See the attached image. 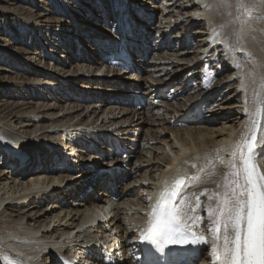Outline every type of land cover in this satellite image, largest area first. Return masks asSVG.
Wrapping results in <instances>:
<instances>
[{
    "label": "bare ground",
    "instance_id": "6f19581e",
    "mask_svg": "<svg viewBox=\"0 0 264 264\" xmlns=\"http://www.w3.org/2000/svg\"><path fill=\"white\" fill-rule=\"evenodd\" d=\"M1 1L13 2V0H0V5H2ZM29 1L20 0L22 3L27 2L32 7L33 2L30 3ZM101 1L103 0H98V3L95 0H46V3L42 4L45 7L44 12L46 15H43L42 18H40L41 16L35 18L33 15L27 13L21 15L23 31L26 33L28 41L31 38L33 40L32 43H35L32 54L34 56L37 55L36 57L39 61L36 60V62H39L38 65L41 66L47 60L52 61L54 63L52 73L40 72L27 66V63L17 61L14 55L17 48L13 42H10L15 40V37H13L15 29L12 30V27H10L8 31L7 29L1 28L3 25H0L1 36L4 37V39L2 38L3 41L0 42V61L3 58L2 62L4 65L6 62L10 65L17 62L20 67V79L34 81V85L31 83V90L35 92H42L41 89L43 91L50 90L52 94L56 95V98L64 99L61 101L64 104H72L74 106V108L68 107L69 109L72 108L75 110L72 113V110L69 111L68 116L64 115L62 119L56 121H50L52 119L49 118L48 121H50V124L48 123L49 125L45 128H40L38 123L44 120L40 118L41 116L38 119L35 117H25L24 119L22 117L23 115L15 111L21 108V106L14 108L11 105L0 107V185H3L0 187V254L8 255L17 261L18 264H53V261H55L53 258H56L58 264H81V261L82 264H136L139 251L138 242L141 238L140 232L147 227L149 219L148 213L151 212L152 205L156 203L159 193L163 190L165 181L170 183L177 176L185 174L190 177L200 176V180H202L200 188H195L196 190L193 191L191 196L192 204L194 203L195 206L192 207L189 216L203 217L202 221H197L194 229L210 238L211 234L208 231L210 221L205 209L210 203L214 204L215 201L209 200L208 196L222 190L218 185H222L223 173L227 169L219 165L218 162L215 169H213L208 164V161H216L217 156L224 157L225 159L230 158L234 146L240 140L241 133L245 129L248 121V116L244 111L246 106L245 99L250 96L252 89L247 87L241 88V79L254 73L256 84L252 85V88L259 92V79L261 76H264V21L252 18L249 23L242 25L239 21L233 20V17L236 15L235 8L232 9L233 16H228L226 10L223 9L219 12L215 9L211 11L205 10L200 6V0H188L185 3L183 2L179 7L176 5L181 0H164L165 3L177 2L168 8L174 11L170 12L167 17L169 21L165 22V24L168 26H164L163 29L165 30L162 29L165 33H158L159 36L157 39L160 40V45L158 46L160 49L164 47L167 51L175 49L179 55V61L194 64H191L192 68H187L186 71L183 70L185 69L184 67L179 65V70L182 69L184 72L176 75V78H173L175 72H170L169 74L168 71L166 80L164 78L157 80L158 75L162 71L170 68H166L169 65L166 62L161 65L156 63H152L151 65L145 62V59L152 51L151 44H149L152 36L148 33L152 29H148L147 31L145 26H148V23L153 18V12L149 10V7H154L158 0H131L132 4L138 2L140 4L138 9L135 10L131 8L129 1L128 3H125L123 0ZM208 2L211 3L212 0H208ZM258 2L259 0H246L248 4H256ZM10 5L8 4L5 9L0 6V10H3L0 16V23L6 21L5 27L10 26L8 21L10 13L8 10L11 9ZM51 5L58 16L63 17L68 12V17L64 16L63 21H58L56 24L42 21L41 19H45V16L51 13L49 8ZM88 8H90V11L87 10ZM176 9L178 10L176 11ZM91 11H96V15H93ZM171 13L176 14L171 15ZM257 13L264 15V8H256L253 16ZM119 17L122 18L123 22L116 27L113 25V21L114 18L117 19ZM240 19L243 20L245 17L241 16ZM226 23L228 26L223 28V39L229 41L235 47L233 56L228 59L222 55L223 46L218 42L212 44L209 40L212 29L214 27L219 28L220 25ZM107 24L111 26H107ZM176 26H181V29L177 30L179 32L176 35L182 38L176 37V42L173 43L170 39L168 40L167 36L176 33L174 32L176 31ZM201 26L204 27V32H202L204 38L201 41H196L202 43L197 47L199 52L192 53L193 56L191 57L190 55L192 54L188 52V48L191 46V40L193 39L188 36V33L194 31L197 34L203 30ZM101 31L108 32L110 37L101 35L99 33ZM197 37H201V35ZM73 38L79 40L78 42L83 45L82 48L84 49L79 46L80 43H73ZM100 41L106 42L107 45L104 47V45L100 44ZM9 42L10 45H7ZM109 46L116 47L115 49L119 52L125 51L129 53V57L133 55V58L129 59L130 67L137 72L142 70L147 74L149 79H153L156 84L154 87L157 88V91L154 89L156 91V94L154 93L157 96L156 98H163L164 93L170 89L172 90L177 80L181 79V76H184L181 80L185 78L179 90H182L183 95L187 93L189 90L188 86L191 83L195 84L196 87L193 90H196V92L188 96L187 101L189 104L183 103L180 106V110H175V113H172V115L177 114V116H172L174 120H172V123L170 122L171 124L169 123L170 127L167 128V131L173 132L171 130L173 125L182 122H192L191 125L193 127L197 125H203L205 128L211 125L214 127L215 123L218 122L217 119L213 118L214 120L204 121L199 119L196 113L203 111L206 104H213L212 107H219L225 104L223 110L231 113L229 117H225L229 121L215 126L216 128H213L214 131H210V134H215L216 137L224 132L226 134L218 136L221 137V140L216 139L215 141L214 138L211 142L214 146L209 145V142L205 138L202 140L201 131L199 133L197 131L199 135L192 133L194 141L191 140V143L186 140L180 141L176 136L173 142L170 138L169 143L171 144H169L166 137H164L165 139L160 137L166 131L164 128L160 129L162 132L160 133L159 131L160 134L158 136L148 134V143L145 146L142 145V151H137L136 156H130L122 164L132 168V172L129 175L123 171L115 170L116 168L113 172H99L98 167H93V165L90 169L84 167L79 168L77 166L72 169L68 167L49 168L47 166V160L51 159L52 156L50 154H61L62 150L71 151V154H75L76 161L78 159L82 164L86 162L87 157L95 156L94 158L98 160L97 158L101 154L100 150L107 149L103 145L109 138L103 133L110 130L108 125L115 127L119 120L120 122H124L125 119V117L119 118V116V119L105 118L107 116L103 115L106 112L107 114H111L114 111L113 113L119 112L121 116L123 114L121 112L125 110L124 104L130 106L133 100L128 96L137 94V92L140 93V86L120 83L119 81L96 84L92 90L94 92L99 89L105 90L106 94L102 96L96 93L88 92L89 94H84L75 91V87L82 89H88L90 87L91 81L89 79L94 74L93 69L97 70L100 66L105 65L107 55L110 52L107 51ZM158 46H155L153 50L158 51ZM193 48H195V45ZM86 50H92L93 54L85 53ZM60 51L61 53H59ZM217 52L219 55H216ZM79 54L80 57L77 56ZM61 58L65 60L63 61ZM174 58L173 56L172 59ZM72 59L78 65H81L79 70L86 69V72H79V74L85 76L76 77L77 72L73 74L69 71H64L65 64ZM163 59L168 60V58ZM233 61L239 63L242 67L237 70L233 66ZM214 62H217L218 65L221 64L216 71V74L221 79H217V75L215 74L216 83L210 84V78L215 73L214 68L211 67ZM0 72L5 71L0 69ZM57 72H62L64 75L58 77L56 74L59 73ZM124 75L123 73L122 76ZM70 76H75L73 78L75 81L72 83L66 81ZM198 76H201L198 78V81H200L199 84L196 79ZM32 77L36 79H28ZM121 77L119 76L118 79H121ZM3 80L4 78L0 79V97H3V94L11 88L8 84L1 83ZM227 81L228 83L223 88H231L232 92L234 91L233 93L225 94L223 88H221L222 90L219 94L214 93L209 96L210 93L216 91L217 87L222 86ZM247 83L252 84L251 79ZM19 85L17 83L14 87L17 92L27 89L26 83H20ZM164 89L167 91L164 92ZM235 92H239V99L237 98L238 100H236L234 97L230 100L235 95ZM66 93L67 95H64ZM49 94L48 92L44 96L40 95L39 98V94L36 96L38 100L55 101L56 99L52 98L51 94L49 96ZM215 97L223 98L225 103L220 105L218 99L212 102ZM156 98L154 97L151 101L156 100ZM47 105H42L40 109H47L49 112L51 109H48L49 105ZM81 105H85L87 109L90 107H93V109L89 111L90 113L85 114L81 112L80 114L71 115L76 113L78 111L76 109ZM151 105L153 107L155 106L154 108L158 106L153 102H151ZM234 106H236L235 110L238 111L237 114L229 111L230 109L233 110ZM56 107L55 105L53 107L50 105V108H53V110ZM247 107L249 110H252L253 103L251 99H249ZM34 111L36 110L34 109ZM42 111L44 112V110ZM218 111L221 110L214 111V113ZM113 113L111 115H114ZM210 113L212 112L208 111L207 115ZM43 115L54 117L57 114L49 112ZM148 118L153 119L152 117ZM66 121L69 124L66 130L52 131L48 134L44 131L39 134L43 129L58 127L60 124L62 127H66ZM152 122L155 123L156 121ZM30 126L35 127V129L30 130ZM262 127H264V123H262ZM200 129L202 130V127ZM115 130V133L118 135H120L119 131H128L118 129L117 126ZM139 130L142 131V129ZM149 130L150 126L147 129L148 133H150ZM144 133L146 135V132ZM135 134L137 132L133 135L129 133V135L127 134L128 136L120 135V141H122L123 145L131 149L134 147L133 141L137 139L135 138ZM161 140H165L171 155L166 154V158L164 157L165 160L163 159L162 164H159L156 161L162 160V157H159L161 154H153L154 151L152 149L154 146L152 149H149V146L152 141L159 142ZM42 141H45V143H42ZM89 142H93L94 146ZM220 142L222 143L219 144ZM107 146L110 145L108 144ZM142 152L148 156L150 155V158L143 155ZM135 158L138 159H136L138 162H130L135 160ZM151 161L154 164L149 163V166H146L147 168H141V164ZM8 164H12L10 169L5 170L2 168V166L5 168ZM193 164L196 167H192ZM260 165L262 170H264V159L260 160ZM202 169L205 170L201 171ZM213 172L215 174H212ZM82 177H88V179H82ZM124 177H130L132 179L130 182L133 185H142L143 182L144 184L137 188V190L135 187L130 190L128 186L126 192H123L121 196L119 205H115L111 197V193H113L112 186L113 183H117L118 186L120 182L124 181ZM78 178L81 181L84 180V182L81 183L80 181L78 185H70L72 180ZM195 183L194 181L193 186ZM89 190H94L96 193H89ZM136 191L139 192L138 198L141 201L140 205L142 209L145 211L144 214L131 213V211L135 210L134 207L136 204L139 203L134 204V200H132V197L137 195L135 194ZM205 192L208 193V196L205 195ZM100 195L105 196V198L102 200L99 197ZM204 196H206V199L202 201ZM197 198H199V204L197 203ZM67 199L72 201L69 202ZM144 204L146 205L145 208L143 207ZM114 205L117 207L116 210L113 209L115 207ZM122 205L127 210L126 208H122ZM109 210H114L113 218L110 217ZM9 217L11 218L9 223L12 227H6V223L4 222V219ZM99 220L106 221L100 222ZM95 223L96 226L93 225ZM112 224L114 226L113 228H115L114 230H118L117 235H114V230L110 229ZM27 242L33 243L31 249L38 251L35 255H30L27 251L24 252L20 249ZM51 247L52 249L49 250L48 248ZM13 250L17 254H14ZM114 255H116V258H112ZM118 257L123 258H119L121 260H118ZM27 258L33 261H25L24 259ZM203 263L211 264V260L207 255H203ZM0 264H6V261L0 259Z\"/></svg>",
    "mask_w": 264,
    "mask_h": 264
},
{
    "label": "rangeland",
    "instance_id": "374dc122",
    "mask_svg": "<svg viewBox=\"0 0 264 264\" xmlns=\"http://www.w3.org/2000/svg\"><path fill=\"white\" fill-rule=\"evenodd\" d=\"M6 1V0H5ZM188 0H181V1H179L178 3H177V7H179L181 4H183V2L185 3V2H187ZM2 2V1H1ZM30 3L31 2H33V6L32 7H30V4H27V2H20V0H13V2H2L1 4L2 5H0L1 6V8H7V6H8V4L10 5V4H12V5H10V10H8L10 13H9V27H5V24H6V21H3L2 23H0V25H3L1 28H4V29H7L8 31L10 30L9 28L10 27H12V30H14V33H13V37H15V40L14 41H10V42H13L14 43V45L16 46V48L18 49H16V53L14 52V55L16 56V58H17V61H22L21 63H27V66H30L31 68H33V69H36V70H38V71H40V72H45V73H52V69H53V67H54V63L51 61H45V63L43 64H41V66H39L38 64H39V62H36V60H38L39 61V59L36 57L37 55H33L32 53H33V51H32V49H34L35 48V43H32L33 42V40L31 39V38H29L30 40L28 41V39H27V37H26V33H24V31H23V26H22V21H21V18H22V16L21 15H23V14H25V13H27V14H29V15H33L35 18H39L40 16V18H42L43 17V15H46V13L44 12V9H45V7H44V5H42V4H44V3H46V0H30L29 1ZM177 1H173V2H167V3H165L164 2V0H158V2H157V4H155L154 5V7H149V6H147V7H149V10L150 11H152L153 12V18H152V21H150L149 23H148V26H145V28H147L146 30L148 31V29H152L151 31L149 30L148 31V33H150V35L152 36V40H151V42L149 43V42H147V43H149V44H151V52H150V54L147 56V58L145 59V62L147 63V64H151L152 65V63L154 64V63H156V64H163L164 62H166V64H169V65H167V67L166 68H168V67H170L169 69H167V70H164V71H162V73H160L159 75H158V78H157V80L159 79V80H162L163 78L166 80V76H167V73H168V71H169V74H170V72L171 73H173V72H175V74H173V78H176V75H179V74H181V73H183L184 71H186V69L187 68H192V65L194 64V63H191V64H189V63H187L186 61H179V58H178V53L176 52V50L175 49H172V50H170V51H167L164 47L163 48H161L160 49V47L158 46V45H160V40H158L157 38H158V36H159V34L160 33H162L163 32V30H165V29H163L164 28V26L165 27H167L168 25L167 24H165V22H167V21H169V19H167V17L169 16V14H170V12H172V11H174L173 9H168L169 7H172L171 5L172 4H174L175 5V3H176ZM98 3V2H97ZM164 5V6H163ZM166 5V6H165ZM50 8V10H51V13H49V15H47V16H45V19H41L42 21H48V22H51V24H53V23H57L58 21H63V17L65 16H67L68 17V15H69V13L67 12L66 14H64V16L62 17V16H58V14H56V12H55V10H54V8L52 7V5L49 7ZM48 9V8H47ZM153 9V10H152ZM171 10V11H170ZM178 9H176V11H177ZM8 11H6V12H8ZM2 12H3V10H0V16L2 15ZM181 13H183V12H181ZM174 14H176V13H171V15H174ZM47 18V19H46ZM5 22V23H4ZM164 22V23H163ZM136 24V23H135ZM165 24V25H164ZM0 28V29H1ZM201 28L203 29V30H201L200 32L202 33V32H204V27H202L201 26ZM163 29V30H162ZM178 29H181V26H176V31H174V32H176L174 35L173 34H171V35H169V36H167L168 37V40L170 39L173 43H175L176 42V40H175V38L176 37H180V39L182 38L181 36H178V35H176L179 31H177ZM142 30V29H141ZM145 30V31H146ZM196 30V29H195ZM143 31V30H142ZM200 32H198L197 34L193 31L192 33H188L189 35L188 36H190L193 40H191L192 41V43L195 45V48H193L194 47V45L191 43V46L188 48V52L190 53L191 52V54L192 53H198L199 52V50L197 49V47L199 46V45H201V43L202 42H196V41H201V40H203V33L201 34ZM159 33V34H158ZM163 33H165V32H163ZM25 34V36L23 37V35ZM2 35V33H1V31H0V42L1 41H3L2 40V38L4 39V37H2L1 36ZM198 35H201V37H197ZM22 38V39H21ZM196 38H197V40H196ZM155 39V40H154ZM195 40V42H193ZM72 41V40H71ZM153 41V42H152ZM156 41V42H155ZM10 42H9V44H7V45H10ZM101 43V45H104V47L107 45V43L106 42H102V41H100ZM155 46H158L157 47V49H159L158 51H154L153 49H155ZM33 47V48H32ZM0 49H1V46H0ZM82 49H84V48H82ZM85 51V50H84ZM38 52V51H37ZM93 51L92 50H86V52L85 53H89V54H93L92 53ZM57 53H58V51H57ZM59 53H61V51L59 52ZM31 54V55H30ZM159 54V55H158ZM82 55V54H81ZM216 55H219V53L217 52V54ZM18 56V57H17ZM55 56H57V55H55ZM77 56H79L80 57V54L79 55H77ZM173 56L175 57L174 59H172L173 58ZM191 57L193 56V54L192 55H190ZM20 57V58H19ZM149 57V58H148ZM163 58H165V59H167L168 58V60H164ZM61 59H63V61L65 60L64 58H61ZM60 59V61H62ZM158 59V60H157ZM160 59V60H159ZM162 59V60H161ZM170 60V61H169ZM174 62H173V61ZM178 60V61H177ZM207 60V59H206ZM215 60V59H214ZM213 60V61H214ZM3 58L1 59V61H0V69H3V71H5V72H0V79H2V78H4V80L1 82V83H5V84H8L11 88H10V90H8V91H6V93H5V91H4V93L5 94H3V97H0V107L1 106H3V107H5V106H12L13 108L14 107H20L21 106V108H18L17 110H15V111H17V113H20L21 115H23L22 117L25 119V117H35L36 119H38V117L39 116H41L40 118L41 119H44V120H42L40 123H38L39 124V127L40 128H45L46 126H48L49 124H50V121H56V120H58V119H62V117L64 116V115H66V116H68L69 115V111H71V113L72 112H74L75 110L74 109H72V108H74V106L72 105V104H70V105H66V104H64L63 102H61V101H63L64 99H60V98H56V95L55 94H52L51 92H50V90H46L47 91V93H46V91H43L42 89H41V91L42 92H38V91H34V90H31V85L33 84L34 85V81H29V80H23V79H20V67L18 66V64H17V62L15 63H13V64H7V62H6V64L4 65L3 64ZM212 61V62H213ZM78 62V61H77ZM171 63V64H170ZM80 64V63H79ZM83 65V64H82ZM181 67H184L185 69H180L179 70V67L180 66ZM188 65V66H187ZM218 64H217V62H214L213 63V65H211V67L212 68H214V71H215V73H214V75L210 78V81H209V83L210 84H215L216 83V71H217V68L218 67H220V65L221 64H219L218 66H217ZM81 65H78L75 61H74V59H72V60H69V61H67V63L65 64V68H64V71L65 72H70V73H75V72H77L78 74L76 75V77H79V76H85V75H81V74H79V72H86V69L85 70H79V68H81L80 67ZM172 66V67H171ZM179 66V67H178ZM190 66V67H189ZM196 66V65H195ZM174 67V68H173ZM25 68V67H24ZM22 69V68H21ZM205 70V69H204ZM199 72V71H198ZM57 73H59V72H57ZM163 74V75H162ZM216 74V75H215ZM58 77H60V76H63L64 75V73H59V74H56ZM123 75V74H122ZM122 75H120V77L122 76ZM133 76V77H132ZM75 76H70V78L68 79V80H66V81H68V82H70V83H72L73 81H75V80H73V78H74ZM130 77H132V78H130ZM182 77H184V76H181V79H182ZM201 76H198L196 79H197V81H198V78H200ZM66 78V77H65ZM129 78V79H128ZM133 78H135V79H133ZM221 79V77H218V75H217V79ZM28 79H36V78H34V77H32V78H28ZM38 79V78H37ZM156 79V78H155ZM181 79H178L177 80V83H175V87L170 91V93H169V97H170V95H171V98H167V99H163V98H156L157 96H155V94H156V91H157V88L156 87H154L156 84H155V82L153 81V79L151 78V79H149L148 78V76H147V74L146 73H144L142 70H140V73H131V74H125L124 76H122L121 77V79L119 78L117 81H119L120 83H125V84H130V85H134V86H140V93L139 92H137V94H133V95H129L128 97L129 98H132L133 100L135 99L136 100V98H137V100H139L140 101V107H134L133 105H132V101H131V105L129 106L128 104H124V111H122L121 113H123L121 116L119 115V112L118 113H113L114 115H111V114H107V112H106V114H104L103 116H107V117H105V118H113V119H119L120 117L121 118H123V117H125V119H124V122H120V120H119V122H117L116 123V126L118 127V129H125V130H128V131H125V132H122V131H119V134L120 135H122V136H128L129 135V133H130V135H133L134 133H136L137 132V134H135L136 136H135V138H137L135 141H133V144H134V147H133V149L131 150V155L130 156H136V153H137V151H142V147L143 146H145L147 143H148V134H150V135H154V136H158V134H160L161 132H162V130H160V129H163L164 128V130H166L165 132H163L162 133V135L160 136L161 138L163 137H166V140L168 141V143L170 142V138L172 139V142L174 141V137H176L177 136V138L180 140V141H189V143H191V140H193V138H192V136H193V134L192 133H194L195 135H199L198 133H199V131H201L200 133H201V135H202V140H203V138H205V140L206 141H208L209 142V145H213L214 146V144L212 143L211 144V142H212V140L215 138V141H216V139H218V140H221V137H218V136H222V135H224V134H226L225 132L224 133H221L220 135H218L217 137H216V135L215 134H213V135H211L210 133L212 132V131H214V129L216 128L215 126H219L220 124H222V123H224V122H226V121H229V119H225V117H229L230 115H231V113H229V112H226L225 110H223L224 109V101L225 100H223V98H219V97H215L213 100H212V102L214 101V100H217L218 99V101H219V104L220 105H223V106H219V107H212V105H210V106H208L207 108H206V110H205V118L204 119H202V120H214V119H217L218 120V122L217 123H215V125H214V127L211 125V126H206L207 128H205V126H203V125H197V126H195V127H193L192 125L191 126H188V127H186V126H175V125H173V128L171 129V130H173V132L172 131H167V128L168 127H170V124L173 122L172 120H174V118L172 119V116H177V114H174V115H172V113H175L174 111L175 110H180V106L184 103H186L187 105L189 104L188 103V96H191V95H193L192 93H195L196 92V90H193V88H195L196 86H195V84L194 83H191L189 86H188V88H189V90L187 91V93L185 94V95H183V93H182V90L181 91H179L180 90V85L182 84V83H184V81H185V78L183 79V80H181ZM181 81V82H180ZM29 82V83H28ZM180 82V83H179ZM230 82V81H229ZM18 83V85L20 84V83H22V84H27V89H25V91L24 90H22V91H20V92H17L16 91V88L14 89V87H15V85ZM32 83V84H31ZM200 83V81H198V84ZM218 83V82H217ZM228 83V81L225 83V84H222V86L220 85V87H217V89H216V91H214L213 93H210V94H219L220 93V91L222 90L221 88H223V87H225V85ZM97 83H91L90 84V89L88 88V89H85V88H78V87H75V91L76 92H80V93H84V94H89V93H96L97 94V92H94L92 89L94 88V86L96 85ZM230 84H232V83H230ZM29 85V86H28ZM179 85V86H178ZM20 86V85H19ZM158 86V85H157ZM30 87V88H29ZM73 87H74V85H73ZM232 87V86H231ZM187 88V89H188ZM150 89H152V90H150ZM156 91H155V90ZM230 90H231V88H229ZM228 88L226 89V88H223V91H224V93L226 94H231V93H233L232 92V90L230 91ZM48 92L51 94V96H52V98H54V99H56L55 101H53V102H50V101H48V100H44V99H40V100H38L37 99V96L36 95H38V98L40 97V95H46V94H48ZM89 92V93H88ZM23 93V94H22ZM63 93V92H62ZM99 93H103V94H106V93H104V92H99ZM98 93V94H99ZM155 93V94H154ZM7 94V95H6ZM14 94V95H13ZM50 94H49V96H50ZM103 94H101V96L103 95ZM140 94V95H139ZM154 94V95H153ZM238 94H239V92H235V95H233L231 98H230V100H232V98H234L235 97V99L236 100H238L239 99V97H238ZM64 95H67V93L66 94H64ZM137 95V96H136ZM108 96H112V95H108ZM142 96V97H141ZM217 96V95H216ZM122 97V96H121ZM124 97H127V96H124ZM152 97V98H151ZM156 98V100H153V101H151L153 98ZM238 98V99H237ZM150 101V102H149ZM91 102H93V101H91ZM90 102V103H91ZM151 102H153V103H155L156 105H158L157 106V108H154L152 105H151ZM232 102H234V101H232ZM45 104H48L47 106H48V109H51L49 112L50 113H56L57 115H55L54 117L53 116H50V115H43V114H48L49 112H48V110L47 109H40L41 108V106L42 105H45ZM93 104V103H92ZM151 106H150V105ZM50 105H51V107H53L54 105H55V107L57 106L58 107V109L56 110V108H55V110H53V108H50ZM65 105V106H64ZM63 108V109H61V108ZM67 107V108H66ZM68 107H72V108H68ZM47 108V107H46ZM60 108V109H59ZM235 108H236V106H234L233 107V110L232 109H230L229 111H231L232 113H238V111H236L235 110ZM34 109L36 110V111H34ZM66 109H68V110H66ZM92 109H93V107H90V108H88L87 109V107L85 106V105H81V106H79L76 110H78L76 113H73V114H71V115H75V114H80L81 112H84L85 114L86 113H90L89 111H92ZM159 110V112H158V110ZM42 110H44V112L42 111ZM46 110V111H45ZM109 110V109H108ZM156 110H157V112H156ZM217 110H221V111H218V112H215L214 113V111H217ZM23 111H24V113H23ZM105 111H106V109H105ZM208 111H211L212 113H210V114H208L207 115V113H208ZM226 113H225V112ZM236 111V112H235ZM28 114H27V113ZM30 112H32V113H30ZM34 112H35V114H34ZM152 112V113H151ZM223 112H224V114H223ZM0 113H1V111H0ZM83 113V114H84ZM141 113H143V114H141ZM170 113V114H169ZM168 116H167V115ZM230 114V115H229ZM147 115H149L148 117H152L153 118V116L154 115H156L153 119H151V118H148V117H146ZM44 116V117H43ZM46 116V117H45ZM118 116H119V118H118ZM165 116V117H164ZM171 116V117H170ZM117 117V118H116ZM49 118H51L52 120H50V121H48V119ZM146 118H147V120H146ZM167 118V119H166ZM214 118V119H213ZM151 119V120H150ZM171 119V120H170ZM143 120V121H142ZM150 120V121H149ZM168 122H167V121ZM152 121H156L155 123L154 122H152ZM68 121H66L65 123H66V127H62L61 126V124L58 126V127H54V128H51V129H43V131H41V132H39V134L40 133H42V132H44L45 131V133H51L52 131H59V130H66V129H68V126H69V124L67 123ZM139 122V123H138ZM161 122V123H160ZM171 122V123H170ZM49 123V124H48ZM147 123H149V124H147ZM170 123V124H169ZM37 124V125H38ZM227 124V123H226ZM37 125H36V127H37ZM115 126V127H116ZM149 126H150V130H149V132L150 133H148L147 132V129L149 128ZM222 127H223V125H221ZM227 126H228V124H227ZM108 127L110 128V127H114V126H112V125H108ZM200 127H202V130L200 129ZM135 128V129H134ZM192 128V129H191ZM194 128V129H193ZM200 130H199V129ZM205 128V129H204ZM214 128V129H213ZM29 129L30 130H33V129H35V127H33V126H30L29 127ZM139 129H142V131H140ZM196 129V130H195ZM135 130H137V131H135ZM156 130H158V131H156ZM207 130V131H206ZM48 131V132H47ZM159 131H160V133H159ZM197 131H198V133H197ZM211 131V132H210ZM69 132V131H68ZM73 132V131H72ZM144 132H146V135H145V133ZM153 132V133H152ZM204 132V133H203ZM207 132H209V133H207ZM128 134V135H127ZM147 136V137H146ZM211 136H213V137H211ZM194 137H196V136H194ZM130 138H132V137H130ZM201 138V137H200ZM65 139H66V137H65ZM146 139H147V141H146ZM165 139V138H164ZM169 139V140H168ZM162 141V142H161ZM161 141H159V142H151L150 144V146H149V149H152V147L154 146V148L152 149L153 151V154L154 153H156L157 155H160L159 157L162 159V160H157L156 162H159V164H162V161H164L165 159H164V157L166 158V154H168V155H171V152H170V150H169V147H167L166 146V143H165V140H161ZM194 141V140H193ZM140 142V143H139ZM41 143V142H40ZM42 143H45V141H42ZM154 143V144H153ZM215 143V142H214ZM222 142H220L219 144H221ZM22 144H27V143H22ZM169 144H171V143H169ZM42 145H44V144H42ZM42 145H40V146H42ZM143 145V146H142ZM21 147H25V146H21ZM44 147V146H43ZM161 147V149H159ZM212 147V146H211ZM163 148H165V149H163ZM163 149V150H162ZM63 152H64V150H63ZM143 153V152H142ZM62 154L63 153H61V154H57V155H54L53 153H51L50 155L52 156L51 157V159H49V160H47V166L49 167V168H53V167H56V165L55 164H53V163H55V160H57V161H59V165H57V166H62V163H61V161H62ZM59 155V156H58ZM138 155V154H137ZM143 155H145V156H147V157H149L150 158V155L148 156V155H146L145 153H143ZM164 155V156H163ZM137 158H135V160H132V161H130V162H134V163H136V161L138 160H136ZM164 159V160H163ZM143 160H145V159H143ZM0 161H1V159H0ZM138 162V161H137ZM154 162V161H153ZM149 163H151V164H154V163H152V161L151 162H148V163H144V164H141L140 166H141V168L142 169H145V168H147L148 166H149ZM127 164V163H126ZM139 164V163H138ZM92 165H93V167H98V171L99 172H102L103 171V169H105L106 167H107V164L106 163H104V161L102 160V161H99V160H96L95 158H94V156L93 157H87V160H86V162L85 163H83V164H80V166H79V168L80 167H84V168H92ZM12 166V164H8L5 168H4V166H2V168L3 169H5V170H7V169H10V167ZM147 166V167H146ZM125 167V168H124ZM121 169L123 170V171H125L126 172V174L127 175H129L131 172H132V168L130 167H128V166H126V165H121ZM131 170V171H130ZM133 178V177H132ZM82 179H88V177H82ZM129 179V181H131L132 179L129 177L128 178ZM135 180V179H134ZM80 179L78 178V179H75V180H72L70 183V185H78V184H80ZM85 181H87V180H85ZM82 182H84V180L83 181H81V183ZM12 183V182H11ZM200 183H202V180H199V182H196L195 184H194V186H191L189 189H188V192H187V194H186V200H187V202H189V205L191 206V208L193 207V206H195V204L193 205L192 204V202L193 201H191L192 200V194H193V191L194 190H196L197 188H200ZM14 184V183H13ZM12 184V185H13ZM144 184V182L142 183V185ZM11 185V186H12ZM135 185V186H134ZM133 185V183H131V182H129V189L130 190H132L134 187L136 188V190H137V188H139L140 186H142V185H137V184H134ZM1 186H3L2 184L0 185V187ZM122 185H120V187H121ZM127 186V187H128ZM196 188V189H195ZM127 190V189H126ZM90 192L89 193H92V194H94V190H89ZM96 193V192H95ZM138 193L139 192H137L136 191V193L135 194H137V195H135L134 197H132V200H134L133 201V203L134 204H136L137 202H139V203H137L136 204V206L134 207V211H131V213L132 214H136V213H139V214H144L145 213V211L142 209V207H141V205H140V203H141V201H140V199L138 198ZM209 196H211V195H209ZM208 196V197H209ZM188 197V198H187ZM204 198V199H203ZM202 198V201L203 200H205L206 199V196H204ZM68 199H70V198H68ZM67 199V201H72V200H68ZM190 200V201H189ZM66 201V200H65ZM11 204V203H10ZM4 206V205H3ZM122 208H126L124 205H122L121 206ZM143 207L145 208L146 207V205L144 204L143 205ZM126 210H127V208H126ZM9 213V212H8ZM197 213H199V212H197ZM125 214V213H124ZM31 215H32V213H31ZM9 219V220H8ZM11 221V218L9 217V218H5L4 219V222L6 223L5 225H6V227H12V226H10V222ZM114 226H113V224L110 226V229H112V230H114L115 228H113ZM117 232H118V230H114V235H117ZM119 256H121V255H119ZM119 258H123V257H118V260H121V259H119ZM53 260H55V261H53L54 263L53 264H58L57 262H56V258L54 259L53 258ZM81 264H82V261H81Z\"/></svg>",
    "mask_w": 264,
    "mask_h": 264
},
{
    "label": "snow or ice",
    "instance_id": "6c2138e0",
    "mask_svg": "<svg viewBox=\"0 0 264 264\" xmlns=\"http://www.w3.org/2000/svg\"><path fill=\"white\" fill-rule=\"evenodd\" d=\"M200 6L209 11L226 10L228 16H233L232 9L235 8L233 20L242 25L252 18L264 21V15L253 16L256 8H264V0L256 4H248L246 0H212L211 3L200 0ZM241 16L245 19L241 20ZM226 26L227 23L214 27L209 40L212 44L220 43L222 55L228 59L233 56L235 47L223 39ZM233 66L237 70L242 67L234 61ZM249 79L252 84L247 83ZM254 84V73L241 79V88L252 90L245 99L248 121L231 157L217 156L216 161H208L213 169L217 162L227 169L222 185H218L222 190L209 196L215 203L205 209L210 221V238L194 230L197 221H202L203 217L189 216L192 208L185 199L187 190L194 181L199 182L200 176L179 175L171 183L165 181L148 213L147 227L140 232L142 241L156 251L162 253L169 245H192L199 246V251L209 257L211 264H264V170L259 166V161L264 159V76L259 79V92L252 88ZM249 99L253 103L252 110L247 107ZM0 259L6 264H18L6 254H0Z\"/></svg>",
    "mask_w": 264,
    "mask_h": 264
}]
</instances>
